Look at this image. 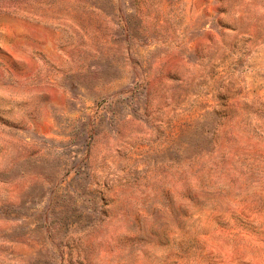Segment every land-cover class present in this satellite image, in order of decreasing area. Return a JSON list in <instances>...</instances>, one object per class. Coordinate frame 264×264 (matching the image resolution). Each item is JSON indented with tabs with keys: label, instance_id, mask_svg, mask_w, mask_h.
<instances>
[{
	"label": "rangeland",
	"instance_id": "1",
	"mask_svg": "<svg viewBox=\"0 0 264 264\" xmlns=\"http://www.w3.org/2000/svg\"><path fill=\"white\" fill-rule=\"evenodd\" d=\"M0 264H264V0H0Z\"/></svg>",
	"mask_w": 264,
	"mask_h": 264
}]
</instances>
